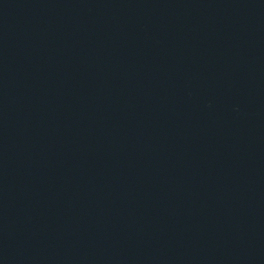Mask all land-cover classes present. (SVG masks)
Masks as SVG:
<instances>
[{
	"label": "water",
	"instance_id": "1",
	"mask_svg": "<svg viewBox=\"0 0 264 264\" xmlns=\"http://www.w3.org/2000/svg\"><path fill=\"white\" fill-rule=\"evenodd\" d=\"M0 264H264V0H0Z\"/></svg>",
	"mask_w": 264,
	"mask_h": 264
}]
</instances>
